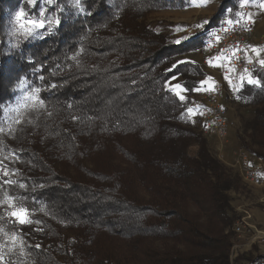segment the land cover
<instances>
[{
	"label": "trees",
	"instance_id": "1",
	"mask_svg": "<svg viewBox=\"0 0 264 264\" xmlns=\"http://www.w3.org/2000/svg\"><path fill=\"white\" fill-rule=\"evenodd\" d=\"M237 1L221 0L205 29ZM20 2L0 0V118L22 79L41 105L0 141L14 155L0 204L31 220L2 216L0 264H229L240 177L181 123L166 87L181 76L192 90L199 67L175 59L196 39L176 45L144 22L177 0H80L82 14L56 12L51 32L8 49L5 14ZM250 78L236 96L255 108L245 146L264 158V69Z\"/></svg>",
	"mask_w": 264,
	"mask_h": 264
},
{
	"label": "rangeland",
	"instance_id": "2",
	"mask_svg": "<svg viewBox=\"0 0 264 264\" xmlns=\"http://www.w3.org/2000/svg\"><path fill=\"white\" fill-rule=\"evenodd\" d=\"M26 1L29 3V11H25L22 8V2H26ZM176 3H177L176 5L179 6L181 4V0H177ZM35 4H38L37 16L34 15ZM20 11H23L25 15L18 22L16 20V13ZM41 11L45 13L44 17L40 16ZM56 12L62 14H67L69 12L77 15L82 14V7L80 5V0H63L62 3L60 2V0H53V3L51 4H49L47 0H36V2L34 3H30L29 0H21L18 6H16L13 10L6 11L5 14L6 47L8 49H12L16 46V44L20 39L37 40L42 38L49 32H51L52 29H54L55 26L57 25ZM151 13L147 14L144 17V22L146 18L148 19V15H150ZM34 19L37 20L44 19L46 22L45 29H33L32 35H26L25 33L32 27L31 25H28L26 22L28 20H34ZM49 19L53 21L50 26L47 23ZM225 20H235V19L231 18ZM252 21L256 26L257 21H255L254 19H252ZM20 24L24 25L22 29L19 27ZM146 25L151 30L153 29L156 30L157 28L161 27V25H159L158 27L156 26L155 28L156 24L154 23L151 24L146 23ZM164 29H166V27ZM262 35L264 36V32H262L260 37H255L257 39L255 43H258L259 50L262 49L260 48V43L258 39L264 38L262 37ZM204 57L205 59L208 58L207 55ZM257 57H259L260 60H264V52L259 51ZM206 61L208 62V59ZM242 77L244 80L241 79ZM250 77L251 74H247L241 76L239 79L237 78L239 89L241 88V85L245 81L248 82V79ZM174 81L175 80L170 79L168 81V84L171 88H174V94H176V97L180 98L181 95L180 94L179 96L177 95V91L179 90L176 89V85L175 87L173 85V83H175ZM227 93L228 95L226 99L222 98L221 100H224V106L228 110V117H230L229 119L231 120L233 125L229 128L226 138L222 141V148H224L225 145L227 144L226 149L232 150L233 153H236L240 157L246 152H250L251 149H255V150L258 149L257 146H252V148L249 150L245 146V142L247 143L251 142L250 126L254 119L255 108L247 104L246 102L240 100V98L236 96V92L232 91L231 86H228ZM196 94L197 91L193 94V96H195ZM40 105L41 103L38 99V89L35 86H33L31 83H29L26 79H22L16 86L14 98L3 108V114L0 118V141L2 142L4 139H8L9 134L20 123L21 117L23 116V113L25 111L29 109L37 108ZM186 110L187 109H185L184 112L185 114L180 119L181 123L187 125L195 133L200 135L201 138L204 139V141L206 142L209 153L217 158V156L214 155L215 151L213 152L211 145L207 142V138H205L199 131L198 119L196 117H194L193 119L188 118ZM5 142L6 143L9 142V140H5ZM196 151H197L196 147H192L189 150L191 154H195ZM7 152L8 154H6ZM7 152L5 149L4 154H1L2 151L0 150V164L13 166L14 158L12 157L14 155L12 152H10V150ZM225 167L229 171H231L232 174L237 175L236 172L232 171L233 169L231 170L226 165ZM228 196L230 199L231 208L233 209L234 213L239 214L238 209L240 208L241 210L242 209L248 210L250 213H252L254 224L256 225L257 229L261 232V235L258 234L259 238L256 240H253L250 236H248L247 238H244L242 241L234 243L244 246L241 248L240 252H238L237 255L232 259L233 261L232 264H247L250 263L252 260L258 259L260 256L261 257L264 256V207L260 204V200L264 196V191H262L261 189H253L246 186L239 178L237 190L230 191L228 193ZM10 204L13 205L11 199L8 198H6L4 202L0 204V208H2V212L0 213V219L2 218V216H6L8 218H13L14 219L13 221H16L15 217L10 215V213L13 212L15 209L14 206L10 207ZM253 211L254 213L256 211L257 214L254 215ZM228 260H229V255H228Z\"/></svg>",
	"mask_w": 264,
	"mask_h": 264
},
{
	"label": "built area",
	"instance_id": "3",
	"mask_svg": "<svg viewBox=\"0 0 264 264\" xmlns=\"http://www.w3.org/2000/svg\"><path fill=\"white\" fill-rule=\"evenodd\" d=\"M241 13L242 15L235 21L223 20L219 25L206 30L202 46L199 47V52L207 55L209 61L218 62L221 66L218 81L201 85L192 98L200 119L199 131L205 138L214 139L221 144L233 125L228 119V110L221 104V94L227 97L228 85L232 91L238 93L240 91L238 76L251 74L259 68L251 57L252 46L257 41L254 23L243 15L246 10H242ZM258 41L260 48L264 50V38H259ZM241 157L242 163L238 173L241 181L250 188L264 190V158L250 152ZM217 158L221 161V157ZM260 204L264 207V196ZM238 213L231 228L234 243L248 236L253 240L258 239L261 232L253 222L252 213L241 208L238 209ZM243 246L237 243L232 245L229 264H232V259ZM247 264H264V256Z\"/></svg>",
	"mask_w": 264,
	"mask_h": 264
},
{
	"label": "crops",
	"instance_id": "4",
	"mask_svg": "<svg viewBox=\"0 0 264 264\" xmlns=\"http://www.w3.org/2000/svg\"><path fill=\"white\" fill-rule=\"evenodd\" d=\"M220 1L221 0H181L179 6L152 12L148 15V19H145L147 24H156L155 28L156 26L158 27L161 25V27L153 30L167 37L173 44L179 45L189 43L196 39L193 42L191 49L182 55L177 56L175 62L196 65L199 67L202 74L197 76L194 75L195 77H193L191 91L185 87L183 77L175 76L171 79L175 80V83H173L174 87L175 85H180L183 89L182 91L179 90V92L184 99L181 100L180 98H177L186 107L188 118L193 119L196 117L198 122L200 119L197 110L194 108L192 96L202 85V82L207 81L205 84L216 83L218 81V73L221 69L220 63L218 62L211 61L212 65L219 66H210L209 60L208 62L206 61L208 58L205 59V55L203 56V54L199 52V47L202 46L204 34L206 32V25L210 18L216 13ZM200 4H203L204 6H199ZM261 4H264V0H239L236 2L237 10L235 12L227 10L224 15H222L221 21L231 18L237 19L242 15L241 11L246 10V13L243 15L246 16V18H251L250 20L254 19L257 21V25H254V33L255 37H260L262 32H264V7H260ZM165 27L166 29H164ZM178 28L182 30H177ZM262 37L264 36L262 35ZM197 45L198 48H196ZM259 51L264 52L259 50L258 43H255L251 51V57L259 68L264 69V65L260 63L262 60L257 57ZM240 77L241 76H238V79ZM166 87L174 94V88H171L168 82L166 83ZM174 95L176 96V94ZM222 98L226 99V95L221 94V99ZM221 104L224 106V100H221ZM189 108L192 110L191 113L188 111ZM229 118L230 117H228V119ZM229 121L231 122L230 119ZM207 142L211 145L213 152L215 151L214 155L221 157V162L223 164L228 168H232V171L239 173V166L242 163L241 156L239 157L236 153H233L232 150H227V144L222 148V144L214 139L207 138ZM253 214L256 215L257 212L255 211L254 213L253 211Z\"/></svg>",
	"mask_w": 264,
	"mask_h": 264
},
{
	"label": "snow or ice",
	"instance_id": "5",
	"mask_svg": "<svg viewBox=\"0 0 264 264\" xmlns=\"http://www.w3.org/2000/svg\"><path fill=\"white\" fill-rule=\"evenodd\" d=\"M30 3H34L36 2V0H29ZM47 2L49 4L53 3V0H47ZM199 6H204L203 4H200ZM260 7H264V4H261ZM25 15V13L23 11H20V12H17L16 13V20L19 22L21 20V18ZM40 16L41 17H44L45 16V13L43 11L40 12ZM52 20H48L47 23L48 25L50 26L52 24ZM28 25H31V29H29L25 34L26 35H32L33 34V29H45V26H46V22L44 19H34V20H28L26 22ZM19 27L22 29L24 27L23 24H20ZM177 30H182V29H177ZM219 39V38H217ZM260 63L262 65H264V60L260 61ZM209 64L210 66H219V65H212L211 61H209ZM243 80V77L241 78ZM207 83V81H204L202 82V85ZM248 83L249 84H253V83H256L258 84V81H255L251 78L248 79ZM176 89L182 91V87L180 85H176ZM210 90H211V86H210ZM179 91H177V95L179 96ZM180 99L183 100L184 97L183 96H180ZM189 113L192 112L191 109L188 110ZM5 175H7V172H5ZM21 187H23V185H21ZM13 205L10 204V207H12ZM10 215H12L13 217H15L16 219V222L19 223V224H26V223H31V220L29 219V216H28V212H27V209L23 208L22 206H16L14 211L10 213ZM13 240H15V236L12 237Z\"/></svg>",
	"mask_w": 264,
	"mask_h": 264
},
{
	"label": "bare ground",
	"instance_id": "6",
	"mask_svg": "<svg viewBox=\"0 0 264 264\" xmlns=\"http://www.w3.org/2000/svg\"><path fill=\"white\" fill-rule=\"evenodd\" d=\"M236 20V19H235ZM235 20H229V21H235ZM230 169H232V168H230ZM237 173V175L239 176V174H238V172H236ZM263 206V205H262Z\"/></svg>",
	"mask_w": 264,
	"mask_h": 264
}]
</instances>
